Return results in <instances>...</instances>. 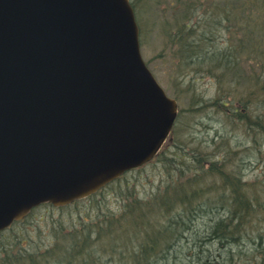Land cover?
I'll return each mask as SVG.
<instances>
[{
	"label": "water",
	"instance_id": "water-1",
	"mask_svg": "<svg viewBox=\"0 0 264 264\" xmlns=\"http://www.w3.org/2000/svg\"><path fill=\"white\" fill-rule=\"evenodd\" d=\"M176 107L128 0H0V230L150 160Z\"/></svg>",
	"mask_w": 264,
	"mask_h": 264
},
{
	"label": "rangeland",
	"instance_id": "rangeland-1",
	"mask_svg": "<svg viewBox=\"0 0 264 264\" xmlns=\"http://www.w3.org/2000/svg\"><path fill=\"white\" fill-rule=\"evenodd\" d=\"M133 1L142 25L140 45L143 58L166 92L178 102L179 114L174 138L157 159L142 168L127 172L122 181L114 182L92 199L61 209L48 205L37 207L22 223L4 232L0 242V264H132L130 254L134 249L138 250L140 246L147 244V237L154 247L151 260L155 259L156 264H193L202 261L200 257L205 258L203 255H195V258L187 260L184 253L196 251L197 240L208 234L209 229L206 228L213 218L202 213L193 222L185 217L178 219V223H168L172 221L168 218L172 217L171 212L164 215L162 209L156 210L155 207H149L150 202L147 203V200L153 199L154 193L162 191L176 177L173 173L178 172L175 166L178 160L174 161L173 157H176L177 152L196 147L199 149L202 142L211 141L210 149H213L212 144L218 143V148L214 149L215 154L222 153L227 144L233 147L236 151V155L233 153L234 162L238 165L240 163L241 168H244V180L252 181L257 178L260 188L264 185V135L259 134L256 141L252 142L251 135L245 131L243 123L238 121V116L230 117L233 113L229 107H211L208 101L218 90L215 77L184 75L176 60L173 62L171 55L169 56L168 33L176 27L178 21L183 20L184 2L191 1L192 5L208 4L212 6V11L219 14L222 12L221 8L224 9L222 4L227 0H181L180 6L176 4V0ZM230 1L236 6L235 12L231 11L230 14L233 31L218 28L213 38V47L221 50L237 45V49L232 51L234 56L237 55L238 64L233 67L234 71L224 75L222 89L225 94L229 92L232 97L238 98L247 93L248 87L259 83V89L261 88L259 81L262 75L255 82V74L247 75L245 71L248 70L249 73L252 70L249 68L259 70L257 62L261 58L256 51L264 48V42L257 27L246 21L254 15L253 6H248L247 0ZM233 5L230 4L231 7ZM248 12L250 16L247 15ZM240 18L243 19L241 22ZM237 69L245 74L236 73ZM201 95L207 104L202 106L203 109L192 111L191 102L195 99L198 102L202 99ZM260 95L262 98H257L258 103H254V113L259 114L264 109L263 88L259 91ZM220 135L228 138L220 139ZM175 143L180 148L174 146ZM259 147L261 152H257ZM252 188L257 193L260 191L256 185ZM134 199H141L134 207L140 217L131 220V216L124 217L123 214L130 211L129 206L135 202ZM187 214L191 219L192 214ZM187 225L188 230L182 232ZM257 228L264 234L263 223ZM77 244L85 249L80 254L72 250ZM205 248L208 249L206 245ZM209 251L212 253L210 248ZM216 252L218 256L221 251ZM222 262L223 259L220 263Z\"/></svg>",
	"mask_w": 264,
	"mask_h": 264
},
{
	"label": "trees",
	"instance_id": "trees-1",
	"mask_svg": "<svg viewBox=\"0 0 264 264\" xmlns=\"http://www.w3.org/2000/svg\"><path fill=\"white\" fill-rule=\"evenodd\" d=\"M180 2L181 0H176L177 5ZM230 2L227 0L222 4L224 9L221 8L222 12L219 14L212 11V6L208 4L204 6L203 3L192 5L191 1L184 2L183 20L178 21L176 27L168 33L169 56L171 55L173 62L176 60L179 70H183L181 73L184 75L215 77L218 90L217 94L208 101L211 107H229L230 112L233 113L230 117L238 116V121L243 123L245 131L251 135L252 142H255L259 134L264 135V109L261 114L254 113V103H258L257 98H262L261 95L259 96V91L261 88L264 89V48L256 51L260 53L261 58L260 62H257L259 70L249 68L252 69L249 73L248 70L245 71L247 75L255 74V82H258L259 75H262L259 81L261 88L259 89V83L258 85L254 83L255 86L248 87L247 93L238 98L234 96L233 98L229 92L225 94L222 89L224 75L234 71L233 67L238 64L237 55L233 54L237 45L216 50L213 47V38L218 28L228 32L233 31L230 26V14L235 12L236 6ZM247 2H249L248 6H253L254 15L246 21L257 27L261 40L264 42V0H257L256 3L254 0H247ZM249 14L250 12L247 13L248 16ZM240 22L236 23L240 24ZM240 40L244 41L242 38ZM260 44L257 46L259 47ZM236 73L245 74L240 69H237ZM200 98L202 99L198 102L196 99L191 102L192 111L203 109L202 106L207 104L202 95ZM262 106L264 107V97ZM230 124L234 125L231 122ZM227 138L221 136L220 139ZM210 142H202V147L200 146L199 149L196 147L189 150L182 149L181 153L177 152L176 157H173L174 161L178 160L175 164L178 172L173 173L176 177L172 178L162 191L154 193L153 199L147 200V203L150 202L151 208L162 209L164 215L171 212L172 217L168 216V218L172 221L168 223H178V219L185 217L193 222L199 217L198 214L202 213L213 218L209 220V226L206 228L209 229L208 234L203 239L201 236L197 240L196 251L184 253L187 260L195 258V255L205 256V258L200 257L202 261L193 264H264V234L257 228L261 223L264 224V185L260 188V181L257 178L252 181L244 180V168H241L240 163L235 164L233 153L235 154L236 151L233 147L227 144L222 153L215 154L214 149L218 148V143L212 144L213 149H210ZM174 146L180 148L177 143ZM257 152H261L260 147ZM161 155L162 153L159 154ZM253 185L260 188L258 193L252 188ZM139 200L141 199H134L135 202L129 206L130 211L123 214L124 217L131 216V220L134 217H140L134 210L136 204L141 202ZM187 213L192 214L191 219ZM210 222L213 223L210 224ZM186 227L182 229V232L188 230L189 225ZM92 236H94L93 233ZM147 239V244L140 246L138 250L134 249L130 254L132 264L157 263V261L154 262L155 259L151 260L154 247L150 244V238L147 237ZM79 244L76 248H79ZM246 245L249 247H243ZM217 250L221 251L218 256ZM221 259H223L222 263H220ZM186 264L189 263L186 262Z\"/></svg>",
	"mask_w": 264,
	"mask_h": 264
}]
</instances>
